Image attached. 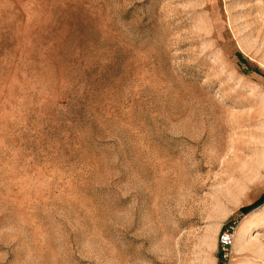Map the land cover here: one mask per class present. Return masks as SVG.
<instances>
[{
    "label": "rangeland",
    "instance_id": "1",
    "mask_svg": "<svg viewBox=\"0 0 264 264\" xmlns=\"http://www.w3.org/2000/svg\"><path fill=\"white\" fill-rule=\"evenodd\" d=\"M0 264H264V0H0Z\"/></svg>",
    "mask_w": 264,
    "mask_h": 264
},
{
    "label": "built area",
    "instance_id": "2",
    "mask_svg": "<svg viewBox=\"0 0 264 264\" xmlns=\"http://www.w3.org/2000/svg\"><path fill=\"white\" fill-rule=\"evenodd\" d=\"M235 236L236 230L233 226L224 227L221 230L219 240L225 250H229V248L234 244Z\"/></svg>",
    "mask_w": 264,
    "mask_h": 264
},
{
    "label": "trees",
    "instance_id": "3",
    "mask_svg": "<svg viewBox=\"0 0 264 264\" xmlns=\"http://www.w3.org/2000/svg\"><path fill=\"white\" fill-rule=\"evenodd\" d=\"M263 200L262 197H260L258 200H256L255 202L249 204V205H246V206H243L242 207V210L245 212V211H248L249 209H251L252 207L256 206L257 204H259L261 201Z\"/></svg>",
    "mask_w": 264,
    "mask_h": 264
},
{
    "label": "bare ground",
    "instance_id": "4",
    "mask_svg": "<svg viewBox=\"0 0 264 264\" xmlns=\"http://www.w3.org/2000/svg\"><path fill=\"white\" fill-rule=\"evenodd\" d=\"M243 233H245V229H244V228H243V229L241 230V232H240V235H239V237H238V239H237V243L235 244L236 246H239V244L241 243V241H242V239H243V236H244Z\"/></svg>",
    "mask_w": 264,
    "mask_h": 264
}]
</instances>
